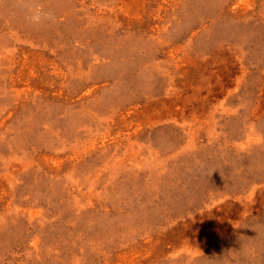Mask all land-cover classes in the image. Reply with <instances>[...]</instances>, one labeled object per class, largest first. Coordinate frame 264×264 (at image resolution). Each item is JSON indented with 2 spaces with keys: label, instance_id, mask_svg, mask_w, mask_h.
<instances>
[{
  "label": "rangeland",
  "instance_id": "374dc122",
  "mask_svg": "<svg viewBox=\"0 0 264 264\" xmlns=\"http://www.w3.org/2000/svg\"><path fill=\"white\" fill-rule=\"evenodd\" d=\"M0 264H264V0H0Z\"/></svg>",
  "mask_w": 264,
  "mask_h": 264
},
{
  "label": "clouds",
  "instance_id": "9594fccd",
  "mask_svg": "<svg viewBox=\"0 0 264 264\" xmlns=\"http://www.w3.org/2000/svg\"><path fill=\"white\" fill-rule=\"evenodd\" d=\"M34 20H37L38 21L39 20V16H35L34 17Z\"/></svg>",
  "mask_w": 264,
  "mask_h": 264
}]
</instances>
